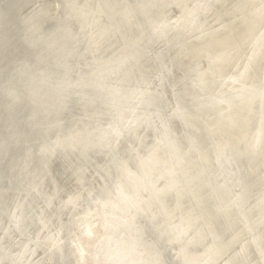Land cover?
<instances>
[{"label":"bare ground","instance_id":"1","mask_svg":"<svg viewBox=\"0 0 264 264\" xmlns=\"http://www.w3.org/2000/svg\"><path fill=\"white\" fill-rule=\"evenodd\" d=\"M0 264H264V0H0Z\"/></svg>","mask_w":264,"mask_h":264}]
</instances>
